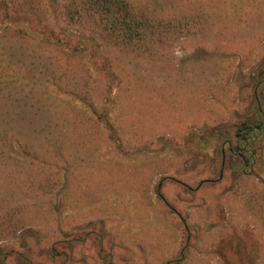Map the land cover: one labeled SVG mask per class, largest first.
Here are the masks:
<instances>
[{"label":"rangeland","instance_id":"rangeland-1","mask_svg":"<svg viewBox=\"0 0 264 264\" xmlns=\"http://www.w3.org/2000/svg\"><path fill=\"white\" fill-rule=\"evenodd\" d=\"M152 2L169 19L185 18L160 37L169 42L153 59L114 52L131 72L112 113L120 146L88 119L101 77L87 63L72 61L68 76L56 71L63 84L79 80L75 89L88 100L54 86L56 61L28 47L20 80L0 85V126L18 132L39 159L0 157V263L12 248L20 253L6 254L5 264L46 258L43 246L70 237L76 264H121L117 256L137 252L140 264H229L236 236L244 251L264 253V163L230 155L222 140L204 153L210 131L203 126L237 128L254 107L255 122L264 121V0ZM34 87L38 107L22 118L11 97L25 98ZM251 145L264 159V123ZM92 230L105 242L88 239ZM212 231L224 239H211Z\"/></svg>","mask_w":264,"mask_h":264},{"label":"trees","instance_id":"trees-1","mask_svg":"<svg viewBox=\"0 0 264 264\" xmlns=\"http://www.w3.org/2000/svg\"><path fill=\"white\" fill-rule=\"evenodd\" d=\"M164 11L165 7H156L152 0H0V85L5 87L11 80H20L23 52L28 51V47L42 50L49 59L56 61L55 70L50 74L54 86L68 95L77 96L79 93L83 100H88L87 92L82 95L75 89L81 83L79 80L63 84L59 79V73L71 75L73 69L69 64L72 61L87 63L89 70L101 77L94 83L98 100L89 104L88 119L91 125L107 131L108 139L117 141L116 145L120 146L121 136L112 113L117 90L131 72L127 66L119 64L120 59L116 61L118 56H114V52H119L123 58H137L142 54L155 58L157 52L164 50L161 47L169 42L160 37L169 36L168 32L179 23L176 21L178 17L185 18L184 14H178V17L169 19L167 14L163 15ZM58 66L62 69L59 73L56 71ZM16 91V87L13 88V92ZM26 93L25 98L11 97L17 100L13 106L19 108L18 115L22 118L28 108L38 107L36 87ZM10 95L14 96V93ZM255 111H259L258 108L254 107L252 114L237 128L228 122L205 123L203 126L210 135L206 138L204 153L217 151L222 140L229 144L230 155L239 151L248 161L254 159V165H263L262 154L258 159V152L251 145L256 133L262 134L264 123L263 116L255 122L252 116ZM10 128L0 126V157L13 164L39 160L38 151L22 142L20 134L11 132ZM193 133L196 131L189 134L191 138ZM189 136L183 140L186 144H189ZM15 229L19 228L15 226Z\"/></svg>","mask_w":264,"mask_h":264},{"label":"flooded vegetation","instance_id":"flooded-vegetation-1","mask_svg":"<svg viewBox=\"0 0 264 264\" xmlns=\"http://www.w3.org/2000/svg\"><path fill=\"white\" fill-rule=\"evenodd\" d=\"M241 156L245 157L243 154ZM186 170H187V168H186ZM97 232L92 230L91 233H94V234H91V235L88 234L86 236H87L88 239H103V241L105 242L104 237H102L103 235L102 236L98 235L97 237H95V234ZM99 232L104 234L103 231H99ZM72 240H74V237H70L68 239H56L49 249L47 247H45L46 245L43 246L44 248H42V250H44V252H45L44 254L47 257L44 258L42 256V260H41V261H43L42 264H76V262L73 260L72 254H71V252H73V249L75 247V245L73 244ZM108 244H109V242H108ZM94 245L98 249L101 246L100 243L98 245H96V243H94ZM105 247L107 248V251H109V246L107 247L106 244H105ZM14 252L15 253H20V252L15 251L12 248L11 251H7L6 254H9V253L13 254ZM6 254L3 256L0 264H5L4 260H10L11 261V259H9L6 256ZM138 254H139L138 252L137 253H130V254L124 255L125 257L122 254H120V256H117V259L121 261V264H122V262L125 263L127 260H128L127 264H140L139 260H138V257H139ZM108 257L110 258V255H108ZM48 258L50 259L49 261H48ZM25 259H26V261L23 264H30V263L33 264L32 260L30 258L25 257ZM131 259H134V263H132L130 261ZM17 263H19V262H17Z\"/></svg>","mask_w":264,"mask_h":264},{"label":"crops","instance_id":"crops-1","mask_svg":"<svg viewBox=\"0 0 264 264\" xmlns=\"http://www.w3.org/2000/svg\"><path fill=\"white\" fill-rule=\"evenodd\" d=\"M168 34H172V33L168 32ZM118 131L121 134V130H120L119 127H118ZM112 142L114 144L117 143L115 141H112ZM174 171H178L177 168L174 169ZM222 231H226V229L223 228ZM211 233H213L211 239H224V237L223 238H219L220 236L216 233V231L215 232L212 231ZM232 234L233 233L231 231V233L228 232L225 236H231ZM204 236L206 237V234ZM215 236H216V238H215ZM232 239H235L236 241L231 243L232 247L230 246V251H231V254H232V258L229 259V264H257V262L255 260H258V264H259L260 260H263L261 264H264V253L260 252L261 250L258 251L257 248H255L253 246V247H249L247 251H244V248L240 244L239 240H237V239H239V237L238 236H236L234 238L232 237ZM244 239H255V236L254 237H247V238H244ZM211 243L213 244L214 242L211 240ZM234 243H235V246H234ZM250 244L253 245L254 243H249L248 245L250 246ZM217 245H218V242L216 243V246ZM217 252H218V249H217ZM247 253H248V255H250V257L248 258V262H246V258H247L246 254ZM219 254L221 256L224 255L223 254V250L221 248L219 250ZM28 258H30L32 260V262H38V263H40V261L42 260V256L39 255V254H38L37 258L36 257H28ZM250 259H251V263H250Z\"/></svg>","mask_w":264,"mask_h":264}]
</instances>
